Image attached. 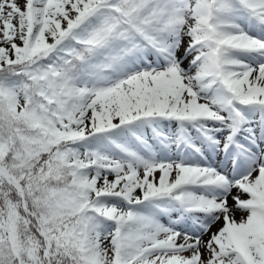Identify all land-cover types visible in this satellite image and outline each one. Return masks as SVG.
I'll return each mask as SVG.
<instances>
[{
    "label": "snow or ice",
    "instance_id": "obj_1",
    "mask_svg": "<svg viewBox=\"0 0 264 264\" xmlns=\"http://www.w3.org/2000/svg\"><path fill=\"white\" fill-rule=\"evenodd\" d=\"M0 264H264V0H0Z\"/></svg>",
    "mask_w": 264,
    "mask_h": 264
}]
</instances>
